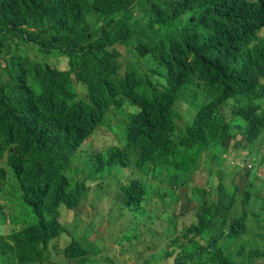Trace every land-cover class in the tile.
<instances>
[{
	"label": "trees",
	"instance_id": "16d2710c",
	"mask_svg": "<svg viewBox=\"0 0 264 264\" xmlns=\"http://www.w3.org/2000/svg\"><path fill=\"white\" fill-rule=\"evenodd\" d=\"M127 1L0 0V191L13 179L34 215L0 233V264H53L49 243L64 230L59 209L77 207L97 172L91 158L73 168L77 177L90 168L87 178L67 171L102 121L113 132L121 122L125 144L100 162L174 165V26L148 14L145 27ZM124 44L134 59L123 58ZM30 46L68 55L70 68L32 58ZM8 220L0 199V224ZM65 253L89 255L76 238Z\"/></svg>",
	"mask_w": 264,
	"mask_h": 264
},
{
	"label": "clouds",
	"instance_id": "9594fccd",
	"mask_svg": "<svg viewBox=\"0 0 264 264\" xmlns=\"http://www.w3.org/2000/svg\"><path fill=\"white\" fill-rule=\"evenodd\" d=\"M124 5L145 27L148 14L174 26V165L100 162L99 155L125 144L121 122L114 123L118 131L113 132L102 121L83 140L72 168L91 158L97 171L93 181L107 166L133 170L136 178L121 182L127 204L135 198L148 206L159 188L174 189V216L167 213L174 217L167 253L173 264H264V0H128ZM52 11L57 18L59 12ZM123 46V58L134 59L135 50ZM36 49L49 60L65 55L70 68L68 55ZM76 83L84 95L86 86ZM100 136L109 140L97 146L94 139ZM91 173L89 168L77 178ZM9 187L19 191L13 179L0 191L9 217L0 224L3 234L19 228L13 223L19 218L34 220L20 192L21 212L10 217L3 198ZM88 195L75 208L63 206L78 210ZM9 224L14 225L11 231ZM61 234L49 243L53 264H99L89 255L85 261L66 256L75 238L63 249L66 261H57L51 242Z\"/></svg>",
	"mask_w": 264,
	"mask_h": 264
},
{
	"label": "rangeland",
	"instance_id": "374dc122",
	"mask_svg": "<svg viewBox=\"0 0 264 264\" xmlns=\"http://www.w3.org/2000/svg\"><path fill=\"white\" fill-rule=\"evenodd\" d=\"M121 50L124 54L127 53L123 45ZM29 54L61 69L69 67V58L65 55L49 60L33 46L30 47ZM107 140L109 139L100 136L94 139V143L102 146ZM77 165L75 161L72 167ZM72 167L67 173L77 177ZM136 176L133 170L124 169L120 165L107 166L94 177V181H88L91 185L90 193L78 210L60 207L64 230L60 237L51 242L57 261H66L63 256L64 247L73 238H78L89 252L91 260L99 264H173V259L167 253L168 238L174 232V189L159 188L158 196L148 206L135 198H131L132 202L127 204L121 199V182L131 181ZM3 198L10 217L13 219L18 216L22 209L19 191L9 187ZM167 213L172 216H167ZM28 218L34 219V215L31 214ZM13 228V224L7 226L8 231Z\"/></svg>",
	"mask_w": 264,
	"mask_h": 264
},
{
	"label": "water",
	"instance_id": "95a60500",
	"mask_svg": "<svg viewBox=\"0 0 264 264\" xmlns=\"http://www.w3.org/2000/svg\"><path fill=\"white\" fill-rule=\"evenodd\" d=\"M177 4H178V2H175V3H174V5H177ZM240 28H241V30L243 31V27L240 26ZM174 66H176V64H175V58H174Z\"/></svg>",
	"mask_w": 264,
	"mask_h": 264
},
{
	"label": "bare ground",
	"instance_id": "6f19581e",
	"mask_svg": "<svg viewBox=\"0 0 264 264\" xmlns=\"http://www.w3.org/2000/svg\"><path fill=\"white\" fill-rule=\"evenodd\" d=\"M203 4H204V2H203ZM239 21H240V19H238ZM208 25V24H207ZM239 25V24H238ZM239 27V26H238ZM241 32V31H240ZM227 63H229V62H227ZM231 65V64H230Z\"/></svg>",
	"mask_w": 264,
	"mask_h": 264
}]
</instances>
